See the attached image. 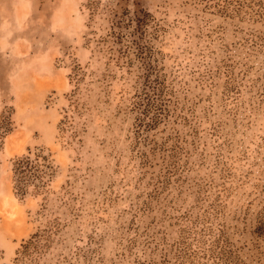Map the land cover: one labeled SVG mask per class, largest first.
Here are the masks:
<instances>
[{
    "label": "rangeland",
    "instance_id": "rangeland-1",
    "mask_svg": "<svg viewBox=\"0 0 264 264\" xmlns=\"http://www.w3.org/2000/svg\"><path fill=\"white\" fill-rule=\"evenodd\" d=\"M0 264H264V0H0Z\"/></svg>",
    "mask_w": 264,
    "mask_h": 264
},
{
    "label": "trees",
    "instance_id": "trees-1",
    "mask_svg": "<svg viewBox=\"0 0 264 264\" xmlns=\"http://www.w3.org/2000/svg\"><path fill=\"white\" fill-rule=\"evenodd\" d=\"M125 20H126L125 25L131 26L132 24V31H131L132 36L133 35L136 36L138 31L143 28V25L145 22L144 19L137 14L133 16H128L126 17V19H124V21ZM121 22L119 21L118 23H121ZM132 42L137 45L136 39L133 38ZM136 47L139 49V46H136ZM148 86L149 85H146L145 87H143L145 94H147L146 88ZM36 168H38V161H36V159H32L28 155L19 157L14 161V166H13L14 187L16 189V192H18L20 195H24L27 192L28 177L35 171ZM261 224L262 223H260V227H261ZM31 243H34V241L29 240L25 246L27 247Z\"/></svg>",
    "mask_w": 264,
    "mask_h": 264
}]
</instances>
